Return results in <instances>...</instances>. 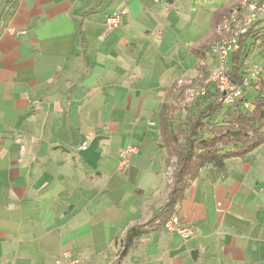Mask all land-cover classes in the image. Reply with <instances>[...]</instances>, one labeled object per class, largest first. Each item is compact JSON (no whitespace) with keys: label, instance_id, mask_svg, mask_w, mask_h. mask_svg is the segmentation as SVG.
I'll return each mask as SVG.
<instances>
[{"label":"crops","instance_id":"crops-1","mask_svg":"<svg viewBox=\"0 0 264 264\" xmlns=\"http://www.w3.org/2000/svg\"><path fill=\"white\" fill-rule=\"evenodd\" d=\"M219 8L18 0L0 22V264H264V145L189 188L176 211L189 238L156 230L117 255L116 240L166 201L158 112L197 69L195 51L219 40ZM127 146L138 152L122 173Z\"/></svg>","mask_w":264,"mask_h":264},{"label":"trees","instance_id":"trees-1","mask_svg":"<svg viewBox=\"0 0 264 264\" xmlns=\"http://www.w3.org/2000/svg\"><path fill=\"white\" fill-rule=\"evenodd\" d=\"M237 1L229 0L214 13L212 28L215 33ZM17 4L18 0H10L8 8L0 14V22L12 15ZM213 44L207 43L202 51H195L196 70L203 74L202 79H195V87H205L206 94L184 107L185 91L173 92L158 112L159 147L167 154L166 171L172 170L166 183L167 198L159 213L147 222L130 226L124 237L116 240L119 258L126 256L144 235L165 229L166 222L176 215L189 188L201 178L205 169L226 168L230 160L244 159L264 145V61L260 62L262 74L244 88L242 97L233 104H225L220 101L215 85L209 82L212 67L206 60ZM258 56L264 58L263 20L250 28L229 59L228 74L234 83L243 84L251 62ZM246 102L250 103L248 107ZM183 114L185 121L181 117Z\"/></svg>","mask_w":264,"mask_h":264},{"label":"built area","instance_id":"built-area-1","mask_svg":"<svg viewBox=\"0 0 264 264\" xmlns=\"http://www.w3.org/2000/svg\"><path fill=\"white\" fill-rule=\"evenodd\" d=\"M121 18V12L110 16L106 21L108 31L120 27ZM260 20L264 21V0H238L235 8L217 26L216 33L219 36V40L211 46L214 66L210 72L209 82L215 85L219 91L220 101L225 104H233L238 98L242 97L244 88L248 87L251 81L259 77L263 72L261 63L251 64L248 76L242 85L234 83L228 74L229 59L239 49L242 38ZM196 78H203V74L198 72V70L176 79L175 91H185L184 107L190 106L197 98L204 96L207 92V89L203 86L195 87L194 81ZM249 105V102L245 103L246 107ZM183 115V120H185L186 115ZM87 147L88 144L84 143L78 149L86 150ZM137 152L138 148L135 146H127L122 149L118 164L120 172L124 173L128 170L131 156ZM164 228L169 233L177 232L183 238H189L192 235L190 230L180 227L178 215L168 220ZM55 264H83V260L66 257L57 260Z\"/></svg>","mask_w":264,"mask_h":264},{"label":"rangeland","instance_id":"rangeland-1","mask_svg":"<svg viewBox=\"0 0 264 264\" xmlns=\"http://www.w3.org/2000/svg\"><path fill=\"white\" fill-rule=\"evenodd\" d=\"M196 1L198 3L201 1L202 2L205 1L206 3L210 4V6L214 7V9L219 8L223 4H226V3L228 4V2H229V0H196ZM218 1H220L219 4L217 3ZM256 53H257V51H256ZM262 60L264 61L263 56H258L251 63H260Z\"/></svg>","mask_w":264,"mask_h":264}]
</instances>
